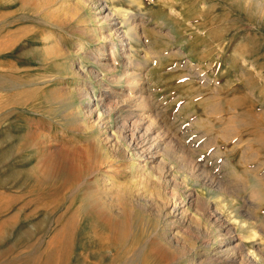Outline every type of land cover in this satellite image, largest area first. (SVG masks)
<instances>
[{
    "label": "rangeland",
    "instance_id": "1",
    "mask_svg": "<svg viewBox=\"0 0 264 264\" xmlns=\"http://www.w3.org/2000/svg\"><path fill=\"white\" fill-rule=\"evenodd\" d=\"M96 1L0 0V264H264V0H104L142 35L110 60Z\"/></svg>",
    "mask_w": 264,
    "mask_h": 264
},
{
    "label": "bare ground",
    "instance_id": "2",
    "mask_svg": "<svg viewBox=\"0 0 264 264\" xmlns=\"http://www.w3.org/2000/svg\"><path fill=\"white\" fill-rule=\"evenodd\" d=\"M49 1V0H48ZM52 1V0H51ZM95 1V0H94ZM133 2V4H139L140 6H141V4H142V1L141 0H133L132 1ZM46 3V2H45ZM116 3V2H115ZM53 4V3H52ZM93 4H94V2H93ZM50 6V5H49ZM139 7V6H138ZM94 8H97V10H99L98 12H99V15L100 16H102V19L101 18H98V17H96L94 20L95 21H93V20H89V22H90V24H91V22L93 23H98V24H100L99 26H100V30H102L103 32H100V34H98V29H93V30H91V32H92V34L94 35L93 36V38H98L97 39V42L99 43L97 46H96V51L97 52H99L100 53V55L98 56L99 57V59H101V60H107V59H109L110 60V58L111 59H113L115 56L117 57V56H119L118 55V53H117V51H118V46L120 45V47H121V49L123 50V52H124V54H125V52L126 51H128L127 49L129 48V46L131 45V41L132 40H135L136 42L138 41H141L140 40V36L142 37V35H140V32H139V28H140V26H139V24L138 23H136L137 22V20L138 19H136V17L134 16V14L132 13V11L131 10H128V9H124V8H121V7H118V8H116V7H112V8H109L108 6H107V3H105L104 2V0H97L96 1V4H95V6H94ZM91 13V12H90ZM96 15H98L97 14V12H96ZM66 16V15H65ZM72 17H74V16H72ZM63 21V20H62ZM68 22H66V24H67ZM70 23V22H69ZM61 25L62 26H64L63 25V23H61ZM70 25V24H69ZM97 25V24H96ZM54 27H56V24H54ZM59 27H61V26H59ZM98 27V26H97ZM75 28V27H74ZM104 28H106V29H108V31H111V33H109V34H106L105 33V29ZM125 28L127 29V30H125ZM63 29V28H62ZM123 30V31H122ZM107 32V31H106ZM115 33V34H117L118 35V37L120 38V44L119 45H117L116 44V40L114 39V36L115 35H113V33ZM84 33H85V38H87L88 36H89V32L87 33V32H85V30H84ZM81 34V33H80ZM82 35V34H81ZM92 36V35H91ZM83 37V36H82ZM116 38V37H115ZM82 39V41H80V42H78L77 43V45H78V47H79V49H86L87 47H86V45H84L83 44V41H85V40H83V38H81ZM51 40V39H50ZM119 40V39H118ZM87 41H90L92 44H93V42L94 41H92L91 39L90 40H87ZM87 43V42H86ZM88 45V44H87ZM89 48V47H88ZM120 51V50H119ZM85 53V52H84ZM77 54V53H76ZM50 55H52V54H50ZM63 55V54H62ZM58 56H61V54L60 55H58ZM238 57V56H237ZM79 58V57H78ZM84 58H85V56H84ZM87 58H89L88 56H87ZM239 58V57H238ZM80 59V58H79ZM127 59V58H126ZM136 59V58H135ZM91 60V59H90ZM133 60V59H132ZM131 59H130V61L128 62V65L130 64V68L128 67V65H124L125 66V71H123V76H121L119 79H121V80H123V79H126L127 80V82H128V87H129V90L128 91H134L135 89L137 90L138 89V82H139V80H136V79H139V75H137V73H135V71L133 72L132 70H133V67H140L141 66V62L140 61H138V60H136V61H132ZM95 61V60H94ZM93 61V62H94ZM71 63H72V61H70ZM92 62V63H93ZM96 62V61H95ZM74 63V62H73ZM78 65V64H77ZM70 66H71V64H70ZM81 67V66H80ZM111 67V68H110ZM71 68V67H70ZM79 68V67H78ZM99 72H100V74L103 76L102 77V79L105 81H109V80H111L112 78L114 79V77H113V74L115 73V70H117V68H119V66L116 64L115 65V63H113L112 65L111 64H107V63H105V64H103V63H101V64H99ZM72 70V69H71ZM80 70L82 71V69H79V72H80ZM85 70V69H84ZM87 70V69H86ZM132 71V72H131ZM77 73V72H76ZM81 73V72H80ZM83 73H85V71H83ZM83 73H81V77L83 76H85V77H94V78H97L98 79V73H97V71H91V72H89V73H87V74H83ZM115 77H116V75H115ZM117 80V79H115V80H117V83L118 82H120V80ZM80 80V78L78 79V81ZM115 80H112V81H115ZM90 81V80H89ZM100 81V80H99ZM83 82V81H82ZM82 82H80V83H82ZM102 83V82H101ZM115 83H116V81H115ZM96 84V83H95ZM119 84V83H118ZM217 85V84H216ZM76 86V85H75ZM98 86V85H97ZM91 87V86H90ZM93 87V89H95L96 87H94V86H92ZM100 87V86H99ZM102 87V86H101ZM76 89V88H75ZM76 90H78V95H79V98L81 99L80 101H81V104H83L85 107H86V109H83V110H85V112H84V114L86 115V118L89 120V118L91 119V118H93V117H95V115H96V112H100L98 115V117H99V122H97V124L99 125L100 124V122H101V124H102V121H101V119H102V117L104 116V115H108L109 114V110H107V106L108 105H106V102L109 100V98L111 97V96H109V95H107V93H106V91H107V89H102V91H105V93L103 92V94L102 95H100V98H96L95 96V92L92 94V92H90V89L88 88V87H86L85 85H83V86H81V87H79V89H76ZM131 93V92H130ZM134 93V92H133ZM132 93V94H133ZM127 99V98H126ZM143 100V99H142ZM128 101V100H127ZM79 102V101H78ZM125 102V101H124ZM119 103V102H118ZM123 103V102H122ZM138 103H140V102H138ZM145 103V102H144ZM81 104H79L80 106H81ZM120 104H121V102H120ZM125 104H127V103H125ZM125 104H124V106H125ZM134 104V103H133ZM123 105V104H122ZM130 105V104H129ZM137 105V104H136ZM127 106V105H126ZM131 107H132V105H130ZM134 106V105H133ZM138 106V105H137ZM137 106H136V108H137ZM84 107V108H85ZM103 108V110L104 111H102L101 112V109ZM99 108H100V111H99ZM126 108V107H125ZM134 108V107H133ZM134 109V110H130V116H132L133 118L134 117H139L138 116V110H140L139 108L138 109ZM119 109H120V111H121V109L122 108H120V105H119ZM132 109V108H131ZM111 110V109H110ZM123 110V109H122ZM125 111H127L128 109H124ZM114 111V110H113ZM112 111V112H113ZM124 111V112H125ZM111 112V113H112ZM115 112V111H114ZM129 112V111H128ZM146 113V112H145ZM78 114H79V112H78ZM114 114V113H113ZM120 114V113H119ZM126 114V113H125ZM111 115V114H110ZM127 115V114H126ZM128 115H129V113H128ZM141 115V114H140ZM84 116V115H83ZM109 116V115H108ZM119 116V115H118ZM143 116V115H142ZM85 117V116H84ZM127 117V116H126ZM116 118V117H115ZM119 118H120V116H119ZM123 117L121 116V119H122ZM125 118V117H124ZM104 119H105V117H104ZM103 119V120H104ZM129 120H130V118H128ZM108 120V119H107ZM124 120V119H123ZM125 120H126V118H125ZM122 121V120H121ZM128 121V120H127ZM135 121V120H134ZM140 121V120H139ZM133 122V121H132ZM116 123V122H115ZM96 124V123H95ZM100 124V129L102 130V129H105L106 128V122H104L102 125ZM140 124V123H139ZM143 124V123H142ZM88 125H89V123H88ZM128 125V124H127ZM85 126V125H84ZM96 126V125H95ZM107 126H108V124H107ZM124 126H126V123L124 124ZM136 126V125H135ZM138 126L139 125H137V129H138ZM88 127H90V126H88ZM88 127L86 128V129H88ZM97 127V126H96ZM121 127V126H120ZM119 127V128H120ZM131 127V126H130ZM99 129V128H98ZM125 129V128H124ZM124 129H122V130H124ZM136 129V128H135ZM136 129V130H137ZM140 129V128H139ZM138 129V130H139ZM146 130H148V129H146ZM120 131V130H119ZM133 131V130H132ZM142 131V130H141ZM88 132V131H87ZM145 132V131H144ZM146 132H148V131H146ZM145 132V133H146ZM150 132V131H149ZM100 133V132H99ZM133 133V132H132ZM134 133H136V131L134 132ZM142 134V133H141ZM166 134V133H165ZM122 135V134H121ZM144 135V134H143ZM143 135H142V137H143ZM102 136H103V133H102ZM123 136V135H122ZM132 136H135V135H132ZM145 136V135H144ZM138 137V136H137ZM109 138V137H108ZM134 138V137H133ZM136 138V137H135ZM145 138V137H144ZM99 139V138H98ZM101 139V138H100ZM103 139V138H102ZM137 140V139H136ZM141 140V139H140ZM142 140H144V139H142ZM95 142H96V140H95ZM134 142V141H133ZM141 142H144V141H141ZM149 142V141H148ZM152 143V142H151ZM133 144V143H132ZM132 144H131V146H132ZM137 144V143H136ZM156 144V143H155ZM142 145V144H141ZM154 145V144H153ZM153 145H149V144H144V149H142V151L143 150H146V151H148V153L147 154H149V153H151V152H149V151H151L152 149H153ZM156 146V145H155ZM135 147V146H134ZM132 148V147H131ZM141 149V148H140ZM138 152V151H137ZM133 154V153H132ZM138 154V153H137ZM141 153H139V155H140ZM135 155V154H134ZM136 156V155H135ZM140 157V156H139ZM142 157V156H141ZM154 158V157H153ZM151 159H152V156H151ZM66 161H67V159H66ZM154 161V160H153ZM135 164H136V162H134ZM149 163H151V162H149ZM105 164V163H104ZM138 164V163H137ZM137 164H136V166H137ZM141 164V163H140ZM139 164V165H140ZM68 165H69V168H70V170H69V174H70V176H72V177H76L75 179H77V178H79L81 175H83V173L85 172V171H83V169H78L77 168V166L78 165H80L79 163H77V162H75V161H72V162H68ZM149 165V164H148ZM91 166V165H90ZM134 167V166H133ZM200 167V166H199ZM61 168V167H60ZM63 168V167H62ZM87 168H88V165H87ZM140 168H141V166H140ZM149 168V167H148ZM198 168V167H197ZM64 170H65V168H63ZM142 169V168H141ZM201 169V168H200ZM143 170V169H142ZM150 170H152V169H150ZM153 174V173H152ZM198 174V173H197ZM202 174H203V172H202ZM155 175V174H154ZM167 175V174H166ZM199 176V175H198ZM209 176V175H208ZM165 177H168V176H165ZM201 177V176H200ZM202 177H204V175L202 176ZM163 178V177H162ZM217 179V178H216ZM165 180V179H164ZM168 180V179H167ZM104 181V180H103ZM220 181V180H219ZM159 182V181H158ZM106 183V182H105ZM161 183V182H160ZM167 183V182H166ZM169 183V182H168ZM167 183V184H168ZM216 190V189H215ZM214 190V191H215ZM218 191V190H217ZM192 194V193H191ZM194 195V194H193ZM212 199V198H211ZM211 204V203H210ZM190 207H191V205H190ZM177 206H175V210L177 211ZM174 210V211H175ZM215 215V214H214ZM216 216V215H215ZM243 224H245V223H243ZM255 234V233H254ZM251 235H253V234H251ZM250 236V235H249ZM251 237V236H250ZM249 238V237H248ZM255 238V237H254ZM222 244H227V242H225V243H222ZM237 245H239L238 243H237ZM236 245V246H237ZM241 246V245H240ZM242 247V246H241ZM239 248V247H238ZM241 249H243V248H241ZM244 250V249H243ZM223 252V251H222ZM221 253V252H220ZM244 254V253H243ZM245 256V255H244ZM252 256H253V254H252ZM254 257V256H253ZM255 258V257H254ZM233 259H235V258H233ZM243 259H245V258H243ZM246 259H248V258H246ZM256 260V259H255ZM245 261V260H244ZM235 262H237V261H235ZM258 262V261H257ZM247 263H248V261H247ZM249 264V263H248ZM250 264H256V261H254V260H252L251 259V263Z\"/></svg>",
    "mask_w": 264,
    "mask_h": 264
}]
</instances>
